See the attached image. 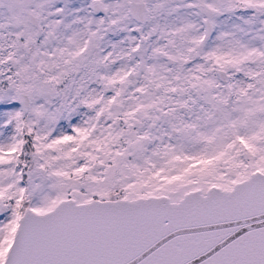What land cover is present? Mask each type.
I'll return each instance as SVG.
<instances>
[{
    "label": "snow or ice",
    "instance_id": "6c2138e0",
    "mask_svg": "<svg viewBox=\"0 0 264 264\" xmlns=\"http://www.w3.org/2000/svg\"><path fill=\"white\" fill-rule=\"evenodd\" d=\"M0 264H264V0H0Z\"/></svg>",
    "mask_w": 264,
    "mask_h": 264
}]
</instances>
